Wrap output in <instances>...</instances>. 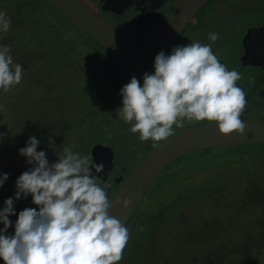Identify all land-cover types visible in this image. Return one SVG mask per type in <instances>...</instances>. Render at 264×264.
<instances>
[{
  "label": "rangeland",
  "instance_id": "374dc122",
  "mask_svg": "<svg viewBox=\"0 0 264 264\" xmlns=\"http://www.w3.org/2000/svg\"><path fill=\"white\" fill-rule=\"evenodd\" d=\"M41 1L36 7L44 15H36L26 4L25 13L34 14L26 20L24 12L10 17L7 13L10 6L25 8L20 2L0 0V12L11 20L9 30L0 31V46H8L13 62L23 67L18 85L7 92L0 89V157L11 156L27 165L19 149L35 137L40 141L37 151H44L47 160L59 157L65 147L91 156L99 143L113 149L118 167L130 169L141 152H148L138 149L132 125L119 116L120 91L134 75L118 79V86L107 84L110 75L96 61L95 44ZM196 25L193 22L188 31ZM188 31L183 38L190 43L217 45L202 31ZM224 54L228 70H235L230 49ZM135 77L141 81L142 76ZM206 121L185 119L183 128ZM171 167L173 174L166 181L162 171L155 178L158 185L148 187L130 215V239L119 264H264V144L192 151ZM196 189L200 192L193 195ZM114 190L107 189L110 199ZM159 212L164 216L155 222Z\"/></svg>",
  "mask_w": 264,
  "mask_h": 264
},
{
  "label": "clouds",
  "instance_id": "9594fccd",
  "mask_svg": "<svg viewBox=\"0 0 264 264\" xmlns=\"http://www.w3.org/2000/svg\"><path fill=\"white\" fill-rule=\"evenodd\" d=\"M11 20L0 12V31L7 32ZM215 42L218 34L209 33ZM154 74L145 73L143 85L132 77L120 91L119 116L139 133L141 141L160 142L174 135L184 120L215 122L222 134H245L240 117L248 101L237 86L242 77L228 70L213 53L211 45L191 42L175 46L171 55L163 51L154 60ZM23 67L13 62L8 46H0V89L9 91L18 85ZM3 106L0 105V111ZM40 141L30 137L19 154L34 167L16 180L15 200L32 197L38 206L19 212L14 235H7L15 215L14 199L4 201L0 210V259L4 264H119L130 239L129 229L110 216L113 201L111 186H101L96 175L104 164L93 163L89 155L74 153L65 147L58 161L49 164L44 151H37ZM8 174L0 176V187ZM129 207L131 201L117 200Z\"/></svg>",
  "mask_w": 264,
  "mask_h": 264
},
{
  "label": "water",
  "instance_id": "95a60500",
  "mask_svg": "<svg viewBox=\"0 0 264 264\" xmlns=\"http://www.w3.org/2000/svg\"><path fill=\"white\" fill-rule=\"evenodd\" d=\"M66 19L95 39L108 54H101L100 61L109 71L115 72L111 60L122 65H138L155 58L166 51L177 39L185 24L191 21L207 0H174L164 17L151 29L142 30L137 26L113 22L99 14L85 0H45ZM111 1V0H110ZM108 3L104 9L126 7L127 3ZM118 12H121L118 10ZM245 123V134H222L215 122H205L184 128L167 140L153 147L131 168L113 197L110 216L127 224L137 203L155 178L177 158L192 152L214 147L264 144V120L241 119ZM91 158L93 163L104 164L97 177V183L107 178L113 166L114 152L110 146L95 144ZM121 179V177H120ZM119 179V180H120ZM118 180V181H119ZM131 201L129 207L116 204L124 199Z\"/></svg>",
  "mask_w": 264,
  "mask_h": 264
},
{
  "label": "flooded vegetation",
  "instance_id": "af4514ba",
  "mask_svg": "<svg viewBox=\"0 0 264 264\" xmlns=\"http://www.w3.org/2000/svg\"><path fill=\"white\" fill-rule=\"evenodd\" d=\"M85 1L103 17L113 22L134 25L142 30H149L153 28L164 17L167 10L174 2V0H124V2L127 3L126 7H116L115 10H113L111 8L104 9L103 6L107 5L111 1L115 4H121V0ZM255 1L256 0H207V2L199 9L195 17L185 24L175 42L166 51H164V53L165 55H171L175 46H180L181 43L186 45L190 44L188 38H183V34L193 26V22L195 21L197 22L195 28L193 27L188 31L191 34L198 33L199 31H202V35L206 34L208 36L209 33L218 34V39L215 41L217 45L212 46L213 53L216 55L219 51L220 55L218 58L226 65V67H228L227 57L224 54V50L230 49L232 64L233 66L236 65L235 71L239 72L242 77L239 81H237V86L242 88L247 94L246 100L248 101V106L245 110L246 113H243L242 115L245 117L241 116L240 119L264 120V0H258V2ZM207 9L210 11L209 14H206ZM118 10L121 12H118ZM242 21H245L246 23L244 25H239V22L242 23ZM180 36L181 39L178 41ZM103 53L108 54L105 49L104 51L99 52L98 56L100 57ZM154 60L155 58H152L138 64L143 66L139 69L123 68L122 66L129 65L118 64L114 60H111V65L115 69L114 73L121 74L124 72L122 71L123 69H129L130 71L128 73L130 75H140L142 76V80L145 73L154 74L155 69H149L151 65H154ZM141 83H143V80ZM249 113L255 114L257 117H249ZM184 128L182 127L178 131ZM176 132L177 131H174V133ZM133 136L134 139H136L135 142L137 141L140 143L138 144V149L141 151H144L150 145H156L159 143L152 140L141 141L139 133H135ZM138 145H136V147ZM143 155V152H141L138 157L141 158ZM136 157L137 156H135L134 159L138 158ZM56 159H58V157ZM56 159H49V164L55 163L54 161H56ZM135 164L136 163L134 162L133 166ZM32 167L33 166L31 164L25 165L19 163L11 156L8 157L5 155L0 157V176L5 173L8 174V179L5 181L3 186L0 187V210H2L5 206L4 201L11 197L14 199L13 207L16 213L15 215L8 217L12 223L8 228L6 233L7 235H14L15 223L19 212L27 208H35L38 210V206L32 202L31 195L27 198L15 200L16 180L23 172L31 170ZM127 170L129 169L117 166L116 156H114L113 166L108 173L107 178L99 184L102 185L109 180L108 185L115 187L113 193L114 195L120 186L121 180L128 174V172L125 174V171ZM108 195L110 199V192ZM163 216L164 213L159 212V215L154 216L153 219L155 222H157V218L161 221ZM3 227L4 225L0 223V229ZM0 264H4L2 259H0Z\"/></svg>",
  "mask_w": 264,
  "mask_h": 264
},
{
  "label": "trees",
  "instance_id": "16d2710c",
  "mask_svg": "<svg viewBox=\"0 0 264 264\" xmlns=\"http://www.w3.org/2000/svg\"><path fill=\"white\" fill-rule=\"evenodd\" d=\"M18 2H20L21 4V6H23V7H25V8H23V9H15V10H13V7H9V12L7 11V13L9 14V17H10V15L12 16V15H17V14H21V12H24L25 13V9H26V4L28 5H30V8L32 9H34V13L36 14V15H38V16H40V15H44V14H42V11H40V10H38L37 9V7H36V5H37V3L39 2V0H27L26 1V3H25V1L24 0H17ZM41 1V0H40ZM43 2H45V3H47L45 0H42ZM41 1V2H42ZM28 5V6H29ZM47 5L49 6V7H51L53 10H54V12L57 14V15H59V16H62V17H64L61 13H59L54 7H52L49 3H47ZM33 12H30L29 14H26V20H29V19H31L32 18V16L34 15L33 14ZM36 17V16H35ZM69 21V20H68ZM71 22V21H70ZM71 24V26H72V28H74L75 30H77V31H79L80 33H82L84 36H86V38L87 39H89L92 43H94L95 44V47L97 48V52H95L97 55H98V53L99 52H102V51H104L105 50V48L104 47H102L95 39H93V38H91L86 32H84L83 30H81L79 27H77L75 24H73L72 22L70 23ZM12 28L13 29H15L16 30V28H17V25L16 26H12ZM58 36H60V35H58ZM57 37V36H56ZM91 56V55H90ZM97 59H96V61H98V64L102 67V69H104V71L106 72V73H108L110 76L108 77V80L106 81L107 82V84H109V85H112V86H114L115 84L118 86L119 85V80L118 79H125L126 77V74L127 73H121V74H117V73H114V72H112V71H109L108 69H106L103 65H102V63H101V61H100V57L98 56V57H96ZM127 75H130V74H127ZM82 77L83 78H85V79H87V77L83 74L82 75ZM133 77H135V76H133ZM143 80V79H142ZM141 80V81H142ZM140 81V80H139ZM141 81H140V83H141ZM105 82V83H106ZM128 82H130V81H128ZM104 139H106L107 140V138L104 136ZM135 140L136 139H134V144H140V143H138L137 141L135 142ZM163 141V140H162ZM259 145H263V144H259ZM153 146H155V145H150L147 149H145L144 150V153H146L147 151H149L150 149H152L153 148ZM130 151H131V149H129ZM180 158V157H179ZM187 162H190V161H187ZM192 163V162H191ZM133 167V166H132ZM131 167V168H132ZM174 168H172L171 167V164L170 165H168L164 170H163V172L165 173V176H166V181H167V179H168V177H169V174L171 173V170H173ZM129 170H131V169H129ZM129 170H127V171H125V174L127 173V172H129ZM162 172V173H163ZM171 174H173V173H171ZM158 183H159V181H157V180H154L153 182H152V184L150 185V187H152V186H157L158 185ZM161 187H163V188H165L166 187V182L165 183H163V184H161L160 185ZM149 187V188H150ZM170 187H168V188H166V190H168ZM199 192L200 191H198L197 189L194 191V194L193 195H196V194H199ZM191 193H193V192H191Z\"/></svg>",
  "mask_w": 264,
  "mask_h": 264
}]
</instances>
